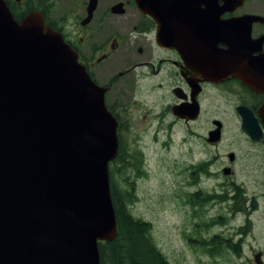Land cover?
<instances>
[{"label": "flooded vegetation", "instance_id": "1", "mask_svg": "<svg viewBox=\"0 0 264 264\" xmlns=\"http://www.w3.org/2000/svg\"><path fill=\"white\" fill-rule=\"evenodd\" d=\"M4 1L10 9L23 14L38 10L44 24L61 33L91 79L106 89L105 106L117 124L132 123L135 118L131 113L137 110L140 122H145L150 113L159 124L166 118L169 127L184 126L188 136L185 132L182 144H192L190 127L194 124L206 127L204 140L213 146L224 143L223 137L230 131L238 133L246 146L237 138L238 148L224 152L222 161L213 164L214 171L211 167L215 156L194 159L190 144V158L181 167L176 166L181 172L175 176V198L189 207L191 221L204 215L203 206L214 197L227 215L218 210L210 218L212 225L225 226L226 216L229 220L243 216L252 222L259 200H264V121L259 115L264 106V68L256 70L252 74L255 79L251 77L249 83L240 73L225 71L223 66L238 58H227L225 50L240 46V42L253 43L252 58L264 54V0H169L171 5L164 11L156 10L162 14L160 17L141 9L137 0H96L90 15V0ZM119 27L122 32H117ZM159 30L170 31L171 41L158 34ZM147 79H152L153 84ZM140 84H146L143 92ZM151 93L157 98L149 99ZM206 107L210 112L204 116ZM241 107L256 119L261 131L259 139L253 140L243 131ZM218 126L219 139L210 141L209 133ZM120 151L121 148L118 155ZM237 164L252 166L247 169L259 177L254 184L258 194L247 190L251 173L242 174L246 179L238 180L244 168L237 171ZM210 180L213 191L208 189ZM241 227L237 229L242 235L245 232ZM204 238L209 254L218 253L224 246L221 231L208 232ZM258 252L264 256V251L256 248L252 250L253 258Z\"/></svg>", "mask_w": 264, "mask_h": 264}, {"label": "water", "instance_id": "2", "mask_svg": "<svg viewBox=\"0 0 264 264\" xmlns=\"http://www.w3.org/2000/svg\"><path fill=\"white\" fill-rule=\"evenodd\" d=\"M137 2L155 17L171 5ZM158 34L171 41L170 31ZM239 44L225 50L227 58H238L223 70L251 83L264 54L252 58L253 43ZM105 90L41 12L16 19L0 0V264H100L98 243L117 235L109 179L117 122ZM239 112L243 131L259 139L252 113ZM209 134L218 140L219 126ZM254 260L261 264L260 252Z\"/></svg>", "mask_w": 264, "mask_h": 264}, {"label": "rangeland", "instance_id": "3", "mask_svg": "<svg viewBox=\"0 0 264 264\" xmlns=\"http://www.w3.org/2000/svg\"><path fill=\"white\" fill-rule=\"evenodd\" d=\"M122 31V27L117 28V32ZM147 83L153 84L152 79H147ZM140 86H143L140 89L143 92L146 84ZM136 96L142 98L140 94ZM153 98L156 99L157 94L151 93L149 99ZM119 101L122 103L121 99ZM139 110H142V107H139ZM206 110L208 111L204 116L210 112L208 107ZM139 113L137 110L131 113L135 118L132 123H118L117 136L121 151L111 162L109 170L119 188L131 189L134 193L135 201L129 206V211L135 218L150 224L149 234L152 242L162 251L169 264H256L252 250L259 248L264 251V200H259L258 208L253 214L259 217L256 219L252 215V222L245 221L243 216L232 220L226 216L225 226H205L210 223L212 215H217L218 210L227 215V212L223 213L222 206L213 201L214 197H210L208 204L203 206L204 215L191 221L188 215L189 207L175 198L178 195L175 176L181 172L176 166L181 167L190 158L187 151L191 143H181L186 128L178 125L169 127V120L166 118V121L159 124L158 119L152 118L150 113H147L145 122H140L137 116ZM190 130L193 131V158L215 156L212 171L216 168L213 164L222 161L224 152L238 148L237 138L246 146L239 134L232 131L228 136L225 134L224 143L213 146L204 140L205 126L194 124ZM186 135L188 136L187 132ZM237 152L239 153V150ZM249 167L252 166L248 165L247 168ZM236 168L237 171L244 168L241 169V174L238 173V180L246 179L242 174L251 173L242 164H237ZM249 177L252 180L248 182L247 190L252 194L258 190L254 184L259 177L253 173ZM211 182L213 180H210L208 189L213 191ZM207 208L209 210L206 213ZM240 225L245 234L241 235L238 231ZM220 231L225 236L224 246L218 253L209 254L204 237L207 238L208 232ZM234 248L238 253L234 252ZM261 258L264 264V256Z\"/></svg>", "mask_w": 264, "mask_h": 264}, {"label": "trees", "instance_id": "4", "mask_svg": "<svg viewBox=\"0 0 264 264\" xmlns=\"http://www.w3.org/2000/svg\"><path fill=\"white\" fill-rule=\"evenodd\" d=\"M12 13L16 19L23 15L14 10ZM109 175L117 235L110 242L98 243L100 264H169L162 251L152 242L150 224L135 218L129 211V206L135 201L134 193L131 189L119 188L112 179L111 170Z\"/></svg>", "mask_w": 264, "mask_h": 264}]
</instances>
